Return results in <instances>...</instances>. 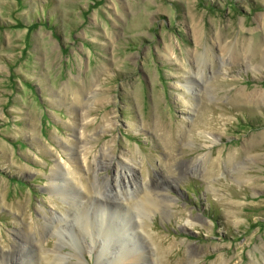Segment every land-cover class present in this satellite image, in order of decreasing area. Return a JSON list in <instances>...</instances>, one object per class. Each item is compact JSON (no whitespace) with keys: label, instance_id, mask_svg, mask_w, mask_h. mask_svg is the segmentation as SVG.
Instances as JSON below:
<instances>
[{"label":"rangeland","instance_id":"1","mask_svg":"<svg viewBox=\"0 0 264 264\" xmlns=\"http://www.w3.org/2000/svg\"><path fill=\"white\" fill-rule=\"evenodd\" d=\"M122 155L159 203L118 217L145 234H111L115 252L264 264V0H0V264L39 263V241L116 264L47 217L79 234L118 202Z\"/></svg>","mask_w":264,"mask_h":264},{"label":"bare ground","instance_id":"2","mask_svg":"<svg viewBox=\"0 0 264 264\" xmlns=\"http://www.w3.org/2000/svg\"><path fill=\"white\" fill-rule=\"evenodd\" d=\"M196 27V26H195ZM198 31V30H197ZM170 47V46H169ZM168 47V48H169ZM164 49L167 50V45L164 46ZM170 49V48H169ZM196 76L199 78V72H196ZM101 154L100 156L104 157V149L100 150ZM106 153V152H105ZM107 156V155H106ZM87 155H82L81 162L86 166L87 164ZM122 158L127 164L125 163V169L126 173H123V176H120L118 173L115 174L114 179H125V186H118L115 184L118 192L115 193V195H121L119 198H108L104 196L103 198L105 200H114L118 201L113 203L110 206H105V207H99L98 212H100L101 216L98 215L96 217V211L94 212L96 218H78L75 216L73 219V223H76V225L80 226L81 232L77 234V232L74 230V235L71 233H66L64 232L65 230L62 229L61 225V219L59 216H49L47 217V223L49 225V228L51 231H56L59 233V235H62L63 240H67L69 237L71 239H78L79 235H82V238H88L89 243L87 245L91 248H94L95 251V257L99 258L100 256H110L114 258V263L116 264H150L152 263V254H150V251L147 252L144 249L143 250H134V252H130L128 255H123L122 252H115V249L106 245V243H109L113 241L111 238V234L118 233L121 231H125L128 233H133L138 235V232H142V234H145L140 225L138 226H133L129 225L126 223V225L123 224L121 218L126 216L128 208L135 210L140 214V219L142 214L144 213H152L154 210L158 209V201L156 200H150L146 197V195L143 193V196H133V190L137 189V185L135 184L134 180L135 179L132 176L133 172V165H128L129 159L126 156L122 155ZM59 163H63L62 159L59 158L58 160ZM131 162V161H130ZM133 163V162H132ZM69 168V167H68ZM68 171V170H67ZM129 179H132L131 182H129ZM54 179H50V185L51 187L54 188V195L56 197L61 196L60 192L56 189V184H55ZM86 191L84 188V184L79 181V187H77V192L74 193V195L71 196V204L69 205L70 207H74L78 201H81L83 198H86L83 194V192ZM96 192V191H95ZM100 195V194H99ZM115 195H108L114 197ZM133 196V197H132ZM65 197V194L62 195V198ZM129 201V202H128ZM119 206H126L123 209H126V211L117 210ZM88 210V209H87ZM121 217V218H118ZM117 218V219H116ZM85 221L81 223L83 220ZM88 221V223H87ZM121 221L122 223H120ZM120 223V224H119ZM191 220H187L186 224H191ZM60 224V226H58ZM113 229H116L114 232ZM66 233V234H65ZM77 234V235H76ZM119 235H116V238H119ZM121 249L123 250L124 247H126L128 250H132L133 248H130L128 245L129 243L126 241L125 238H121ZM37 241V240H36ZM120 242V241H119ZM147 247V246H146ZM152 248V247H151ZM38 250L40 253L39 257V263L41 264L44 262V264H66V255L69 253H61L60 251H56L55 249L52 251V257H48L45 252L46 248L41 246L40 241H39V246ZM152 253V252H151ZM154 253V252H153ZM155 257V255H154ZM96 258V259H97ZM157 258V257H156ZM157 263V262H156ZM27 264V262L25 263Z\"/></svg>","mask_w":264,"mask_h":264}]
</instances>
